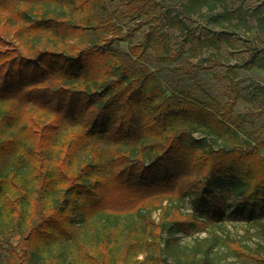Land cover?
Returning a JSON list of instances; mask_svg holds the SVG:
<instances>
[{
	"label": "trees",
	"instance_id": "16d2710c",
	"mask_svg": "<svg viewBox=\"0 0 264 264\" xmlns=\"http://www.w3.org/2000/svg\"><path fill=\"white\" fill-rule=\"evenodd\" d=\"M91 6L107 15L102 0ZM95 21V28L107 23ZM35 26L80 29L54 17ZM6 51L0 49V264H72L76 250L91 264H137L141 246L159 244L175 225L186 229L178 205L166 222H155L156 199L165 193L193 190L215 211L230 199L264 217V135L250 148H215L195 136L237 131L225 123L227 113L147 87L148 69L132 56L140 55L137 47L128 62L97 44L75 56L40 50L19 59ZM114 66L118 75L108 77ZM181 69L192 78L190 66ZM218 179L231 187L219 188ZM254 259L264 264V253Z\"/></svg>",
	"mask_w": 264,
	"mask_h": 264
},
{
	"label": "rangeland",
	"instance_id": "374dc122",
	"mask_svg": "<svg viewBox=\"0 0 264 264\" xmlns=\"http://www.w3.org/2000/svg\"><path fill=\"white\" fill-rule=\"evenodd\" d=\"M93 1L78 8L60 0H2L0 49L20 59L40 50L75 56L97 44L115 48L128 62L125 55L137 47L140 55L132 56L148 69L142 73L147 87L154 84L164 96L190 98L217 115L227 113L225 123L237 131L236 137L215 138L202 131L195 136L215 148L225 143L250 148L255 137L264 135V62H256L264 58V0H102L104 18L91 6ZM42 17L80 29L65 34L35 26ZM96 17L106 25L95 28ZM121 35L127 37L121 40ZM181 66H190L192 78ZM119 71L118 66L110 68L108 77ZM258 152L264 156V148ZM225 180L216 181L219 188L231 187ZM156 202V223L174 216L176 205L188 223L186 229L173 226L159 244L141 246L137 264H257L255 255L264 253V217L244 213L230 199L221 211L193 190L165 193ZM74 256L72 264H91L78 250Z\"/></svg>",
	"mask_w": 264,
	"mask_h": 264
}]
</instances>
